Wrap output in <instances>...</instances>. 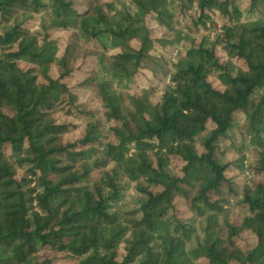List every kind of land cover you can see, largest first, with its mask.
Returning <instances> with one entry per match:
<instances>
[{"label": "trees", "instance_id": "1", "mask_svg": "<svg viewBox=\"0 0 264 264\" xmlns=\"http://www.w3.org/2000/svg\"><path fill=\"white\" fill-rule=\"evenodd\" d=\"M115 2L0 0V264H264V0Z\"/></svg>", "mask_w": 264, "mask_h": 264}, {"label": "rangeland", "instance_id": "2", "mask_svg": "<svg viewBox=\"0 0 264 264\" xmlns=\"http://www.w3.org/2000/svg\"><path fill=\"white\" fill-rule=\"evenodd\" d=\"M117 7H123V6H127L126 2H123V0H116L115 2ZM37 21V19H36ZM34 22V20H33ZM67 33L65 32H55L52 37L54 38H59L60 40H64V37L66 36ZM213 33H210V38H212ZM218 54L219 55H223V52L218 49ZM239 63V61H237ZM96 68V75L98 78H105L106 76V72L104 71V68L100 65H96L95 64V60H94V56L90 55L86 61H84L81 66L79 67V69H77L75 71V78H81L82 76L85 75L86 71L89 70L90 68ZM146 82V78L144 76H139L138 80H137V84L142 85L145 84ZM82 99H87L89 100L91 103H93V92L91 90H88L87 92H82L81 94ZM78 131H73L71 134H69L68 136L70 138H74L76 137ZM252 153V154H251ZM249 153V158L252 159L251 161H253V152ZM228 157L229 158H234L235 155L233 153H228ZM172 163L170 165V169H173V167L179 168L180 165L182 164V161L178 158V157H173L172 159ZM248 160V158H247ZM227 174L229 176H237L236 179L242 181V180H246L247 182H250V179H257L256 176L251 174V170L250 169H245L244 171H240L238 168L234 169L231 168L228 170ZM121 199L120 201L116 204V206L119 208V210H127V209H131V208H135L137 206L136 200L139 198L138 193L135 190L134 184L129 183L127 181H122L121 182ZM175 211L176 213L183 217L186 218L189 216V211L186 209V207L184 206V204L181 201H178L176 203L175 206ZM245 211V207L242 205L236 206L233 211L231 212L230 216L232 217V219L235 222H239V220L241 219L243 213ZM197 226H200L201 224L199 222L196 223ZM197 231H199L197 229ZM237 241L239 242V244L243 245V246H249L254 244L255 242V238L252 235V233H250L249 231H244L242 232L238 237H237ZM58 262L61 264L60 261H55L54 264H58ZM70 262H62V264H69ZM196 264H203V261L201 259H199L198 261H196Z\"/></svg>", "mask_w": 264, "mask_h": 264}]
</instances>
